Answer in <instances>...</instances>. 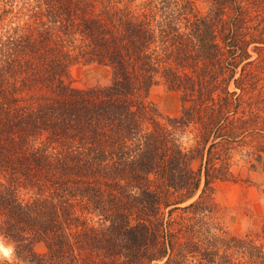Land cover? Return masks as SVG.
<instances>
[{
  "label": "trees",
  "instance_id": "16d2710c",
  "mask_svg": "<svg viewBox=\"0 0 264 264\" xmlns=\"http://www.w3.org/2000/svg\"><path fill=\"white\" fill-rule=\"evenodd\" d=\"M238 161L264 175V0H0L2 264H264V212L230 232L212 195Z\"/></svg>",
  "mask_w": 264,
  "mask_h": 264
},
{
  "label": "rangeland",
  "instance_id": "374dc122",
  "mask_svg": "<svg viewBox=\"0 0 264 264\" xmlns=\"http://www.w3.org/2000/svg\"><path fill=\"white\" fill-rule=\"evenodd\" d=\"M203 3L197 1L201 8ZM69 83L74 87H86L103 84L107 77L104 67L90 64H75L70 68ZM229 89L232 86L229 85ZM148 99L167 116H174L179 109L178 96L175 92L158 85L149 90ZM247 140V138H246ZM237 159V155L235 156ZM236 169L241 176L236 181H216L213 184L212 195L214 201L221 207L219 218L230 232H244L259 226L264 212V193L261 182L264 175L258 172L246 171L242 161H238ZM247 181L241 180L242 178ZM0 243L2 241L0 240ZM3 244V243H2ZM4 245V244H3ZM36 252L43 250L41 244L34 246ZM7 260V259H5Z\"/></svg>",
  "mask_w": 264,
  "mask_h": 264
},
{
  "label": "clouds",
  "instance_id": "9594fccd",
  "mask_svg": "<svg viewBox=\"0 0 264 264\" xmlns=\"http://www.w3.org/2000/svg\"><path fill=\"white\" fill-rule=\"evenodd\" d=\"M13 257V247L12 246H4L0 243V264L4 259L9 260L11 262Z\"/></svg>",
  "mask_w": 264,
  "mask_h": 264
}]
</instances>
